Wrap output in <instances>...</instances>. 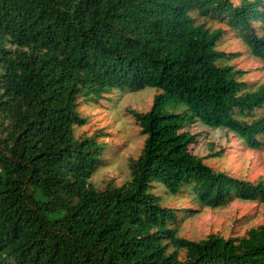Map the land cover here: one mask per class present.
Instances as JSON below:
<instances>
[{
    "label": "trees",
    "instance_id": "1",
    "mask_svg": "<svg viewBox=\"0 0 264 264\" xmlns=\"http://www.w3.org/2000/svg\"><path fill=\"white\" fill-rule=\"evenodd\" d=\"M198 17L264 64V0H0V264H264V223L191 240L177 229L199 210L165 204L264 202L263 181L191 150L193 125L264 139V84L240 79L225 30ZM146 87L150 107L128 109L144 136L130 177L98 188L105 145L76 135L78 107Z\"/></svg>",
    "mask_w": 264,
    "mask_h": 264
},
{
    "label": "rangeland",
    "instance_id": "2",
    "mask_svg": "<svg viewBox=\"0 0 264 264\" xmlns=\"http://www.w3.org/2000/svg\"><path fill=\"white\" fill-rule=\"evenodd\" d=\"M197 21L206 22L211 28L225 30L218 49L236 54L232 55L228 63L234 69L241 70V80L250 86L264 84V64L249 53L235 32L215 19L198 17ZM156 92L157 89L152 87L136 92L113 90L102 99H82L78 108L87 117V122L76 129V135L94 134L96 140L105 145L103 163L90 179L96 187L102 188L109 181L118 185L130 177L129 161L139 155L144 136L140 134L128 109L147 110ZM191 131L198 134V141L191 150L202 156L207 164L227 171L235 178L264 183V139L260 147L250 148L243 145L242 139H238L232 131L223 128L193 125ZM216 152L220 154L214 155ZM165 204L176 210H199L183 219L177 229L178 236L191 240L202 239L208 234H219L226 238L242 236L249 228L264 223V202L236 199L220 207L199 208L184 197L169 198Z\"/></svg>",
    "mask_w": 264,
    "mask_h": 264
}]
</instances>
